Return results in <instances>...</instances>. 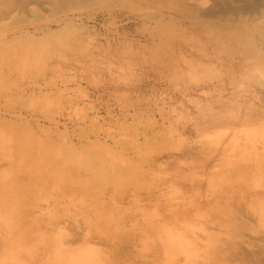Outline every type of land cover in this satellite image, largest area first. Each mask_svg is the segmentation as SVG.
Segmentation results:
<instances>
[{"label": "rangeland", "instance_id": "374dc122", "mask_svg": "<svg viewBox=\"0 0 264 264\" xmlns=\"http://www.w3.org/2000/svg\"><path fill=\"white\" fill-rule=\"evenodd\" d=\"M0 264H264V0H0Z\"/></svg>", "mask_w": 264, "mask_h": 264}]
</instances>
